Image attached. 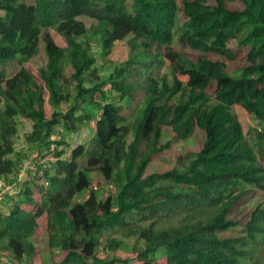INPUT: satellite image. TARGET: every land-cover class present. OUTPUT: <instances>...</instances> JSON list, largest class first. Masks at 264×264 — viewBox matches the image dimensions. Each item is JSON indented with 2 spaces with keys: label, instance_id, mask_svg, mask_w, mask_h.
<instances>
[{
  "label": "trees",
  "instance_id": "1",
  "mask_svg": "<svg viewBox=\"0 0 264 264\" xmlns=\"http://www.w3.org/2000/svg\"><path fill=\"white\" fill-rule=\"evenodd\" d=\"M214 1L0 0V181L20 175L29 158L15 146L20 119L32 122L30 148L55 160L38 164L42 176L22 183L19 200L0 214V251L12 257L3 263L0 255V264L32 263L38 251L31 239L43 218L50 264H117L99 249L117 252L131 240L137 259L126 264H243L250 257V246L264 236V210L256 209L250 220L240 214L254 190L264 191V0H242L243 10L228 7L234 0ZM83 17L97 21L91 29L101 36L103 58L115 48L127 50L125 62L103 80L92 70L97 58L91 45L81 40L89 31ZM40 40L47 64L37 77L25 65ZM177 45L221 59L193 60ZM160 49L172 83L152 71L160 65ZM236 49L247 52V65L232 75L226 61L237 59ZM88 74L97 84L85 88ZM62 104H68L64 111ZM234 106L262 127L245 133ZM135 110L141 117L132 121ZM93 120L96 130L87 143L68 150L65 138L52 140ZM165 128L175 141L189 140L199 128L204 146L180 156L172 170L146 176L172 146L161 143ZM96 178L113 194L100 199ZM58 251L64 257L57 262Z\"/></svg>",
  "mask_w": 264,
  "mask_h": 264
},
{
  "label": "rangeland",
  "instance_id": "2",
  "mask_svg": "<svg viewBox=\"0 0 264 264\" xmlns=\"http://www.w3.org/2000/svg\"><path fill=\"white\" fill-rule=\"evenodd\" d=\"M184 1L186 0H179L180 6H182ZM208 3L210 5H214L215 1L208 0ZM228 7L232 10H243L245 5L242 2V0H234L233 2L228 3ZM83 20L86 22L89 31L87 34L83 36L81 40L84 42H88L91 45L92 47L91 53L95 58H97V64L92 68V70L94 68H97L96 73L99 74L101 80H103L109 74H112L114 72L116 65H122L123 62H125V60L127 59V50L124 48L122 49L115 48L112 54L109 56L110 57L109 59L103 58L101 54L102 52L101 36L98 33L94 32L93 29H91V27L97 24V21L89 19L87 17H83ZM53 35L59 45L64 47L66 46L64 39L60 35H58L55 31H53ZM178 49L182 50L183 52H186L188 56L191 57L193 60H197L199 57L209 58L211 60L221 59L218 56L205 55L202 53L194 52L190 48L185 46H178ZM236 50L238 54L237 59L235 61H226L228 71L232 75L234 74L237 75L247 65L245 60L247 56L246 55L247 52L241 49H236ZM158 51L159 54L161 55L159 61L160 65L155 66L152 69V71L154 74L158 75L159 77H167L168 81L172 83L174 73L171 68V65L169 61L165 59L163 55V51L161 49ZM46 64H47V57L45 54V45L40 40L35 55L26 63L25 66L34 75L39 77L40 69L44 67ZM61 65L65 69V73L68 76H70L72 74V70L69 62L67 60H63L61 62ZM14 71H11L12 74H9L10 77L13 75ZM179 78L186 82V79L183 77V75L179 76ZM96 84L97 82L94 80V78L88 74L84 87L90 88L95 86ZM70 90L75 91V86L70 85ZM208 94L212 98H214V93L212 91L208 92ZM109 96L112 98L116 96V94L112 93L109 94ZM45 98H46V106H45L46 113L50 118L53 112V107L51 103V95L47 89L45 91ZM180 100L181 99L179 96L173 99L170 102V104L178 103ZM67 107L68 104L61 105V109L63 111L66 110ZM232 113L242 124L245 133H247L251 128L262 127L261 122L259 120H257L253 115H251L250 113H248L239 106H234L232 108ZM139 117H141V114L138 112V110H135L134 116L131 118V120L133 121ZM31 130H32V122L29 120L20 119L19 134L15 139V146L17 150L22 152H27L29 158L27 163L24 165L25 169L23 170L22 173H20V175L14 174L10 177L7 176L4 179H2L3 182H5L10 189L5 191L3 197L4 199L0 201V205H1L0 214L7 215L10 208L13 207L14 203H16L19 200L20 192L22 191V189H25V187L22 186V183L28 180L30 176H34L35 174H39V176H42L43 172H38V164H41L40 166H49L51 163L55 161L51 157L48 158L49 155L45 151L41 152L36 146H32L33 148L32 149L30 148L31 145L26 143V136L29 134ZM95 130H96V121L93 120L85 125H81L79 132L75 134H68L65 136L59 135L54 139L59 141L60 138H65V141L69 145L68 150H70V147H74L77 144L87 143L94 135ZM170 131L171 130L169 128L164 129L163 139L161 143L162 145H164L167 142H173L171 148L165 151L158 158L153 160V162L147 169L146 176H149L153 173H160V172L163 173L172 170L173 168L178 166V158L180 156H184L188 153H197L201 151V149L204 146L206 135L199 128L195 129L193 136L187 141H175V136ZM53 146L54 149L52 150L51 147V152L55 150L56 145L54 144ZM259 164L264 168V158L262 156H259ZM26 168L30 169L31 173H29ZM251 188L252 187L248 186L246 189L250 190ZM93 189L96 192H98L100 199H105L108 195H111L114 192V189H112L109 184H107L106 182H104V180L100 178H96L94 180ZM254 192L255 193L253 196L248 197L246 201L242 203V205H240V214L243 218H245V220H250L251 215L256 209L264 210V191L260 189H256L254 190ZM88 193L89 192H85L80 197V200L86 198ZM39 221H40L39 230L37 231L36 235L31 239V242L37 248L38 254L37 257L33 261H31L32 262L31 264H50L52 257H50L49 249H48L49 235L47 232L46 219L43 218ZM115 236L120 238V235H115ZM133 243L134 240L128 241L127 246L123 250L117 252H104L102 248L99 249V252L100 255L107 260L118 259L119 262L117 264H126L127 261H131L134 263L137 257L131 252V247ZM250 250H251L250 257L247 258L246 260H243L242 263L264 264V236L260 237L256 243L252 244L250 246ZM56 255L57 257L55 258V261L57 262L64 257L60 251L56 252ZM7 256L11 257V254H8Z\"/></svg>",
  "mask_w": 264,
  "mask_h": 264
},
{
  "label": "built area",
  "instance_id": "3",
  "mask_svg": "<svg viewBox=\"0 0 264 264\" xmlns=\"http://www.w3.org/2000/svg\"><path fill=\"white\" fill-rule=\"evenodd\" d=\"M53 140H55L54 138H53ZM52 147V150L54 149V146L52 145L51 146ZM27 170H28V168H26ZM30 170V169H29ZM5 187V188H4ZM10 188H9V186L8 185H6V183L5 182H3V180L2 181H0V201L2 200V199H4L3 197H4V194H5V191H7V190H9ZM96 190H97V188H96ZM1 206V205H0ZM1 213V212H0ZM0 255H2V257H1V261L2 262H4V263H7L8 262V256L5 254V253H3V252H1L0 251Z\"/></svg>",
  "mask_w": 264,
  "mask_h": 264
}]
</instances>
